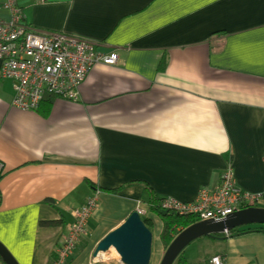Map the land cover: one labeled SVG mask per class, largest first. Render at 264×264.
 <instances>
[{"label": "crops", "instance_id": "1", "mask_svg": "<svg viewBox=\"0 0 264 264\" xmlns=\"http://www.w3.org/2000/svg\"><path fill=\"white\" fill-rule=\"evenodd\" d=\"M14 1L26 25L118 57L93 65L75 99L45 94L36 110L13 107L0 78V242L19 264H52L96 190L65 264H121L93 261L102 237L137 210L152 227L150 197L190 201L225 171L264 208V0ZM254 229L216 235L199 264H264Z\"/></svg>", "mask_w": 264, "mask_h": 264}, {"label": "built area", "instance_id": "2", "mask_svg": "<svg viewBox=\"0 0 264 264\" xmlns=\"http://www.w3.org/2000/svg\"><path fill=\"white\" fill-rule=\"evenodd\" d=\"M4 4L9 18L0 20V78L8 79L13 85V107L36 110L45 94L75 99L79 85L93 65L117 62L116 53L98 52L91 42L26 25L14 0H5ZM2 169L0 162V175ZM97 194L98 190L94 191L83 205L71 210L72 224L60 237L52 264H65L79 239L86 234V223L95 211ZM255 202L256 196L241 190L234 183L232 174L225 171L217 187L201 188L187 202L163 199L157 207L172 214L194 216L198 221L219 222L236 211L253 207ZM137 212L143 215V211ZM223 234L228 237V232ZM209 263L224 264V258L214 255Z\"/></svg>", "mask_w": 264, "mask_h": 264}, {"label": "water", "instance_id": "3", "mask_svg": "<svg viewBox=\"0 0 264 264\" xmlns=\"http://www.w3.org/2000/svg\"><path fill=\"white\" fill-rule=\"evenodd\" d=\"M160 215L165 216L167 212L161 211ZM251 224L264 225V208L241 209L219 222L197 221L181 229L173 237L159 264H173L184 247L197 238L223 234L239 226ZM151 238L150 229L140 214L133 211L96 243L92 257L96 258L101 253L112 258L118 257L121 264H149ZM0 259L4 264H19L1 242Z\"/></svg>", "mask_w": 264, "mask_h": 264}, {"label": "rangeland", "instance_id": "4", "mask_svg": "<svg viewBox=\"0 0 264 264\" xmlns=\"http://www.w3.org/2000/svg\"><path fill=\"white\" fill-rule=\"evenodd\" d=\"M149 217L152 220V227L150 229L152 238H151V254H150L149 264H159L165 252V249L167 248L160 240V233L162 232L164 221L162 216L160 217L159 215L157 216L155 214L154 215L150 214ZM257 226L259 225L257 224L243 225L233 230H230L231 232L230 231L229 232L231 236H236L237 234L247 233L249 232L248 229L256 228ZM218 235H220V237L217 236L218 241L224 239V237L222 236L223 234H218ZM208 237L209 238L202 237L193 240L184 247L180 255L185 257L189 264H199V260L204 259L206 255L216 252L219 246L218 241L216 240L217 237H215L214 235ZM82 246L83 245H79L78 247L79 252L77 256L81 255L82 257H84L83 253L80 252ZM102 260L108 261L106 259H102Z\"/></svg>", "mask_w": 264, "mask_h": 264}, {"label": "trees", "instance_id": "5", "mask_svg": "<svg viewBox=\"0 0 264 264\" xmlns=\"http://www.w3.org/2000/svg\"><path fill=\"white\" fill-rule=\"evenodd\" d=\"M50 104H51V100H48L47 104L45 103L44 105L49 107ZM149 202L151 203L150 210H152L157 216L159 215L161 217L160 211L158 210V207H157L158 204H157L156 198L151 199L150 197ZM162 218H163L164 224H163L162 232L160 233V240L165 245V247L169 245L174 235L178 233L177 229L179 230L184 229L188 227L189 225L198 221L194 216H190V215L181 216L177 214H172L170 212L167 213V215L163 216ZM143 222L148 228L151 227V221L149 218H143ZM254 230L257 232L264 231V225H259ZM230 232H228V236H231ZM180 254L177 256L174 264H189L187 262V259L181 256ZM220 256L223 257L222 255ZM0 262H2L1 259H0ZM2 264L4 263L2 262Z\"/></svg>", "mask_w": 264, "mask_h": 264}, {"label": "bare ground", "instance_id": "6", "mask_svg": "<svg viewBox=\"0 0 264 264\" xmlns=\"http://www.w3.org/2000/svg\"><path fill=\"white\" fill-rule=\"evenodd\" d=\"M99 258L106 259L108 261H112V260L113 261H116V262H119L120 261L118 257L112 258V257L106 256V255L101 254V253L96 257V260L99 259Z\"/></svg>", "mask_w": 264, "mask_h": 264}, {"label": "clouds", "instance_id": "7", "mask_svg": "<svg viewBox=\"0 0 264 264\" xmlns=\"http://www.w3.org/2000/svg\"><path fill=\"white\" fill-rule=\"evenodd\" d=\"M159 211H160V210H159ZM160 212H161V211H160ZM167 213H169V212H167ZM140 216H142V215H140ZM162 217H163V216H162ZM141 218H142V217H141ZM142 220H143V218H142ZM179 231H180V230H179ZM179 231H178V232H179ZM175 235H176V234H175ZM175 235H174V236H175ZM223 235H224V234H223ZM224 236H225V235H224ZM219 256H220V255H219ZM223 258H224V257H223ZM93 259H96V258H93Z\"/></svg>", "mask_w": 264, "mask_h": 264}]
</instances>
